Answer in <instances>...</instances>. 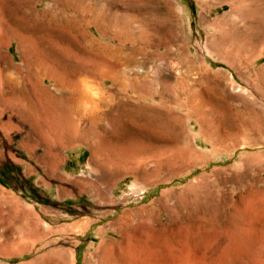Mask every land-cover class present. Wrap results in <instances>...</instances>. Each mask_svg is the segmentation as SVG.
Masks as SVG:
<instances>
[{"label": "rangeland", "instance_id": "374dc122", "mask_svg": "<svg viewBox=\"0 0 264 264\" xmlns=\"http://www.w3.org/2000/svg\"><path fill=\"white\" fill-rule=\"evenodd\" d=\"M0 264H264V0H0Z\"/></svg>", "mask_w": 264, "mask_h": 264}, {"label": "bare ground", "instance_id": "6f19581e", "mask_svg": "<svg viewBox=\"0 0 264 264\" xmlns=\"http://www.w3.org/2000/svg\"><path fill=\"white\" fill-rule=\"evenodd\" d=\"M53 1V0H52ZM65 2V1H64ZM69 4V3H68ZM21 9V8H20ZM47 10V9H46ZM30 14V13H29ZM50 22V21H49ZM79 22V21H78ZM83 22V21H82ZM87 23V22H86ZM79 24V23H78ZM29 26V25H28ZM39 26V25H38ZM43 26V25H42ZM49 26V25H48ZM42 29V28H41ZM57 29H60V28H57ZM63 29V28H62ZM51 31V30H50ZM27 32V31H26ZM49 32V31H48ZM28 33V32H27ZM38 33V32H37ZM47 33V32H46ZM45 34V33H44ZM84 34V33H83ZM38 35V34H37ZM85 36V35H84ZM28 37V36H27ZM49 37V36H48ZM45 38V37H44ZM51 38V37H50ZM49 38V39H50ZM56 38V37H55ZM85 38V37H84ZM24 39V38H23ZM31 39V38H30ZM113 39V38H112ZM29 40V39H28ZM36 40V39H35ZM54 41V40H53ZM52 41V42H53ZM30 42H32V41H30ZM34 42V41H33ZM92 42V41H91ZM94 42V41H93ZM37 43V42H36ZM79 43V42H78ZM31 44V43H30ZM79 44H81V43H79ZM33 45H35V44H33ZM53 45V44H52ZM55 45V44H54ZM36 46V45H35ZM38 46V45H37ZM58 46V45H57ZM45 47V46H44ZM35 48V47H34ZM42 48V47H41ZM79 48V47H78ZM86 48V47H85ZM52 49V48H51ZM66 49V48H65ZM63 50V49H62ZM70 50V49H69ZM81 50H83V49H81ZM88 50H89V48H88ZM51 51V50H50ZM67 51V50H66ZM90 51V50H89ZM39 52H41L40 50H39ZM44 52H46V51H44ZM69 53V52H68ZM41 54V53H40ZM64 54V53H63ZM71 54V53H70ZM99 55V54H98ZM42 56H44V55H42ZM41 56V57H42ZM67 56V55H66ZM76 56H77V54H76ZM97 56V55H96ZM102 56V55H101ZM51 57V56H50ZM65 57V56H64ZM78 57V56H77ZM98 57V56H97ZM80 58H81V56H80ZM83 58V57H82ZM99 58V57H98ZM40 59V58H39ZM42 59H44V58H42ZM46 59H48V58H46ZM60 59V58H59ZM69 59V58H68ZM75 59V58H74ZM84 59V58H83ZM100 59V58H99ZM108 59V58H107ZM41 60V59H40ZM61 60V59H60ZM85 60H87V58L85 59ZM97 60V59H96ZM105 60V59H104ZM43 61V60H42ZM50 61H52V60H50ZM56 61V60H55ZM81 61V60H80ZM91 61V60H90ZM89 62V61H88ZM102 62V61H101ZM47 63V62H46ZM107 63H108V61H107ZM113 63V62H112ZM40 64V63H39ZM50 64V63H49ZM92 64V63H91ZM106 64V63H105ZM109 64H110V62H109ZM119 64V63H118ZM97 65V64H96ZM114 65V64H113ZM43 66H44V64H43ZM58 66V65H57ZM63 66V65H62ZM70 66V65H69ZM109 66V65H108ZM52 67V66H51ZM93 67V66H92ZM112 67V66H111ZM50 68V67H49ZM54 68H55V66H54ZM64 68V67H63ZM88 68V67H87ZM102 68V67H101ZM110 68V67H109ZM56 69V68H55ZM58 69V68H57ZM84 69V68H83ZM79 70V69H78ZM90 70V69H89ZM109 70V69H108ZM125 71V70H124ZM99 72V71H98ZM101 72V71H100ZM73 73V72H72ZM51 74V73H50ZM55 74V73H54ZM71 74V73H70ZM116 74H118V73H116ZM125 74V73H124ZM48 75V74H47ZM53 75V74H52ZM49 76V75H48ZM58 76V75H57ZM68 76V75H67ZM107 76V75H106ZM119 77V76H118ZM72 79V78H71ZM83 79V78H82ZM68 80V79H67ZM75 80V79H74ZM121 80V79H120ZM82 82H83V80H81ZM86 81V80H85ZM84 81V82H85ZM75 82V81H74ZM73 82V83H74ZM72 83V82H71ZM72 83V84H73ZM81 83V82H80ZM79 83V84H80ZM62 84V83H61ZM70 84V83H69ZM77 84V83H76ZM75 84V85H76ZM82 84H84V83H82ZM68 85V84H67ZM71 85V84H70ZM78 86V85H77ZM65 87V86H64ZM76 87V86H75ZM79 88V87H78ZM42 89V88H41ZM39 93V92H38ZM42 93V92H41ZM43 94V93H42ZM77 94V93H76ZM82 94V93H81ZM17 97V96H16ZM15 97V98H16ZM33 97H34V95H33ZM47 97V96H46ZM10 98V97H9ZM21 98V97H20ZM36 98V97H35ZM44 98V97H43ZM48 98V97H47ZM77 98V97H76ZM36 99H38V98H36ZM8 101H9V99H7ZM48 100H50V99H48ZM53 100V99H52ZM64 100V99H63ZM67 100V99H66ZM20 102V101H19ZM56 102V101H55ZM72 102V101H71ZM70 103V102H69ZM6 104H8V103H6ZM34 105H35V103H33ZM40 104V103H39ZM94 105H95V103H94ZM17 107V106H16ZM19 107V106H18ZM39 108V107H38ZM23 109V108H22ZM46 109V108H45ZM54 110V109H53ZM92 112V111H91ZM33 113V112H32ZM31 113V114H32ZM37 114V113H36ZM92 114H93V112H92ZM22 115H24V114H22ZM42 115V114H41ZM25 117V116H24ZM31 118V117H30ZM94 118V117H93ZM34 119V118H33ZM38 119V118H37ZM37 119H34V120H37ZM48 120V119H47ZM93 120V119H92ZM90 122V121H89ZM97 122V121H96ZM36 123V122H35ZM95 124V123H94ZM40 125V124H39ZM93 126V125H92ZM36 132V131H35Z\"/></svg>", "mask_w": 264, "mask_h": 264}]
</instances>
